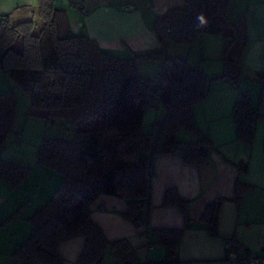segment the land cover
<instances>
[{"label": "trees", "instance_id": "1", "mask_svg": "<svg viewBox=\"0 0 264 264\" xmlns=\"http://www.w3.org/2000/svg\"><path fill=\"white\" fill-rule=\"evenodd\" d=\"M232 0H185L184 6L159 16L153 32L161 49L123 58L101 49L95 40L72 35L65 12L55 0H37L29 17L15 20L0 16V74L6 76L30 97L28 115L47 124L58 119L79 124L96 121V126L77 129L72 140L44 138L36 163L61 176L53 195L28 218L32 234L17 246L12 257L23 264H62L61 243L83 239L76 264H141L137 250L127 240L109 242L91 220V206L103 196L123 200V218L141 232L137 219L150 210L154 158L179 154L185 165H205L210 161L211 141L200 132L194 110L206 99L215 81L226 79L238 87L246 47L245 19L228 21ZM204 35L223 39L222 74L207 76L186 59L168 57V43L191 50ZM142 61H156L155 77L139 73ZM264 91V72L256 74ZM260 101V100H259ZM160 103L164 116L156 136L143 129L147 110ZM17 101L12 90L0 94V149L15 132ZM236 141L250 146L259 123V108L253 107L250 92L239 91L231 110ZM182 129L198 136L195 142H180ZM264 148V143H262ZM119 161L111 170L105 160ZM240 173L247 164L236 165ZM32 173V168L0 159V179L15 191ZM250 189L236 181L233 201L241 204ZM223 199L218 197L200 213L199 223L210 236L218 233ZM163 206L177 208L183 218L178 229L143 232L149 246L165 249L163 260L153 264H175L176 253L191 219L190 201L175 188L163 195ZM18 211L5 220L16 218ZM237 244L234 239H230ZM238 245V244H237ZM241 248V246H240ZM243 250V249H242ZM244 252H251L243 250Z\"/></svg>", "mask_w": 264, "mask_h": 264}, {"label": "crops", "instance_id": "2", "mask_svg": "<svg viewBox=\"0 0 264 264\" xmlns=\"http://www.w3.org/2000/svg\"><path fill=\"white\" fill-rule=\"evenodd\" d=\"M36 2L37 0H0V16L10 14L15 20L27 19L29 10L36 6ZM184 3L185 0H55V7L65 12L72 35L95 40L106 52L129 58L133 54L159 51L161 45L153 32L156 19L171 9L183 7ZM27 8L29 10H26ZM81 8L87 13H82ZM232 13L236 18L235 22L242 17L245 19L247 42L242 58L241 76L243 71H246L245 79L247 82L252 79L254 83L256 74L264 72V0H232L227 14L228 21ZM171 45L173 44L166 45V55L178 57L168 53V49H175ZM208 56L204 61L201 60L197 67L210 78L220 76L216 73L217 68L214 70L209 62H205L211 59ZM147 65L154 68L153 72L157 76L160 64L156 61L140 62L139 73L141 74L142 68ZM258 85L259 98L256 95L254 98L246 85L241 87L238 84L236 87L226 79L215 81L206 99L195 107L198 128L213 146L209 163L199 166L185 165L179 154L154 158L146 231L141 229L140 232L132 222L123 218L122 214L127 210L123 200L103 196L91 206V220L101 228L109 242L127 240L131 247L137 250L141 264H153L163 260L165 249L158 245L149 246L143 232L182 227L183 218L180 211L162 204L164 192L175 188L183 199L190 201L191 219L189 230L186 231L176 253L175 264H226L224 244L230 239H234L241 249L250 251L247 232L254 222V215L264 214V91L261 93V86L259 83ZM244 90L250 92L252 105L258 106L260 113L254 140L250 146L236 141L231 117L238 92ZM161 120L154 121L153 125ZM178 135L179 132L177 139ZM183 138L188 141L182 142L188 143L198 140V136L193 134ZM239 163L247 164L245 173L239 172L236 166ZM38 169H41L43 175L50 174L46 168ZM33 173L34 169L31 175ZM237 180L250 187L239 206L233 201ZM59 181L61 183L60 178L55 179V186ZM54 188V184H50L43 190L36 205L32 204L31 199H13L14 191L0 179V226L9 223L12 219L6 223L5 220L18 211L17 217L13 218L17 224L8 226L10 233L7 234L6 245H9V250L24 243L32 234L27 220L50 198ZM218 197L223 199V203L218 233L212 237L199 223V216L203 208ZM82 246L81 238L61 243L58 253L62 264H76ZM13 252L0 253V256L13 259Z\"/></svg>", "mask_w": 264, "mask_h": 264}, {"label": "rangeland", "instance_id": "3", "mask_svg": "<svg viewBox=\"0 0 264 264\" xmlns=\"http://www.w3.org/2000/svg\"><path fill=\"white\" fill-rule=\"evenodd\" d=\"M229 21L230 23H235L236 18L233 13L230 15ZM209 40H213V42ZM171 46H173L172 48L175 49H168V53H172L173 55H177L180 58L186 59L188 61V64L192 67H197L199 62H201V60L204 61L205 57L209 55L208 57H210L211 59L205 62H209L213 66L214 70L215 68H217L218 72L216 73H219L220 75L222 74V37L204 35L201 37L199 43L196 44L191 50H189V47L185 45L173 44ZM147 64L155 63L147 62ZM153 69L154 68H152L151 65H147L146 67L142 68V72L140 75L145 78L155 79L156 74H154L155 72H153ZM245 76H247V72L243 71L241 79L239 81V85L241 87H244V85H246V88H250L252 96L254 97L256 95V97L259 98L260 93L258 94V92H260V87L258 83L256 81V83H253L252 79L247 82ZM10 90H12V92L14 93L17 101L14 129L16 133L11 134L4 146L0 149V159H5L15 162L19 165L31 167L32 170L34 169L33 175H31V173L29 177L21 183L19 189L14 191L13 199L17 200V198L19 197L23 201L31 199L32 204L36 203L37 205V202H39V196L43 192V190H46L47 187L50 186V184H54L55 188L52 191V196L60 183L59 181L57 186H55L57 182H55V179H61L60 175L36 163V155L41 141L44 138H62L64 140L70 141L72 140L74 132L77 129L88 128L90 127V124L92 126H96L97 123L96 121H83L79 124H74L71 121L58 119L54 123L47 124L42 119L30 117L28 115L31 107L30 97L6 76L0 74V94ZM163 116L164 110L160 103H157V109L147 110L145 112L143 120L144 131L150 134L154 133V135L156 136L157 131L153 130V122L156 120H161ZM178 132V141L180 142L188 141L184 140L183 137L192 135V133H189L185 130H179ZM118 164L119 161L116 158L108 157L105 160V169L111 170ZM38 168H46L49 170L50 174L43 175V172L40 171L41 169ZM254 217V222L247 232V240L250 245L249 249L255 257L264 258V214L258 215L256 213ZM25 223L26 221L24 222V226ZM9 224L15 225L17 223L16 221H14V219H12L9 223L4 224L3 227L0 226V253L3 254H5L7 251H14L16 249L15 247L12 248V250H9V245H6L7 234L10 233V227H8L10 226ZM31 229L33 231L32 226ZM0 264L23 263L18 259L0 256Z\"/></svg>", "mask_w": 264, "mask_h": 264}, {"label": "built area", "instance_id": "4", "mask_svg": "<svg viewBox=\"0 0 264 264\" xmlns=\"http://www.w3.org/2000/svg\"><path fill=\"white\" fill-rule=\"evenodd\" d=\"M81 12L87 13L84 8H81ZM157 129V124H154L153 130L157 131ZM136 223H139L144 231L148 228L147 217L137 219ZM224 251L226 264H264V258H257L252 252H244L239 245L229 240L224 244Z\"/></svg>", "mask_w": 264, "mask_h": 264}]
</instances>
